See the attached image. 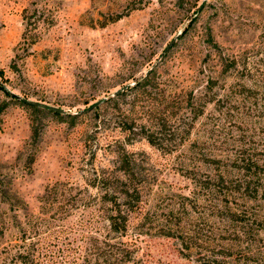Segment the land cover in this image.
Returning <instances> with one entry per match:
<instances>
[{
	"label": "rangeland",
	"instance_id": "rangeland-1",
	"mask_svg": "<svg viewBox=\"0 0 264 264\" xmlns=\"http://www.w3.org/2000/svg\"><path fill=\"white\" fill-rule=\"evenodd\" d=\"M263 64L264 0H0V264H264ZM154 65L158 146L120 130L148 99L71 125L7 94L76 113Z\"/></svg>",
	"mask_w": 264,
	"mask_h": 264
},
{
	"label": "trees",
	"instance_id": "trees-1",
	"mask_svg": "<svg viewBox=\"0 0 264 264\" xmlns=\"http://www.w3.org/2000/svg\"><path fill=\"white\" fill-rule=\"evenodd\" d=\"M23 19L25 20V30L22 34V41H28L30 37L28 33L33 27H36L37 20H31L28 7H25L23 9ZM176 39L173 42H170L171 45L161 55V58L173 46ZM35 41L38 40H34V42ZM34 42H31V44H33ZM154 68L155 65L152 68H149L142 78L138 80L135 79L132 84H123L120 88L117 89L119 91L115 90L111 96L107 98L104 97V100L99 105L88 111H83L85 108L77 111L76 113L65 111L61 113L57 111H51L24 102L22 100L15 99L11 94H7L10 96L13 103L31 109L33 112L52 113L57 116L60 121L68 122L71 125L77 124L79 119L83 116L89 113H96L102 106H108V104L110 103H112L114 107L118 108L124 101L130 107L132 106V108H135V103H137L138 99H148L149 101L144 107L146 116L143 117L142 120L137 121L129 114L123 116V113H121V115L123 116V125L120 130L126 132L127 134L137 135L138 137L145 138L151 145L158 146V137H163V135L167 133L168 120H166V118L168 119V116L165 117V113L169 105L166 103V100L164 98L160 99L159 101L156 100L155 94L157 93L159 82L157 80L156 70ZM261 70H264V64L262 65ZM0 89L3 90L4 88L0 86ZM6 105L5 102L0 104V113L5 109ZM32 130L33 138L36 139L39 135L38 130L34 126H32ZM47 194L54 196L56 192L49 191V189H47ZM113 211H115V214L113 212L107 217V219L113 230L121 231L124 228L126 217L121 215L120 209L118 207L113 208ZM92 253L94 254L93 258L83 260V262H85L84 264H137L134 260H131V257L129 255H127V251L125 248L119 247L116 244H111V242L108 241L104 242L103 245H95V250ZM28 257L29 255L23 254L22 252L18 254L19 262H22V264H27Z\"/></svg>",
	"mask_w": 264,
	"mask_h": 264
},
{
	"label": "water",
	"instance_id": "water-1",
	"mask_svg": "<svg viewBox=\"0 0 264 264\" xmlns=\"http://www.w3.org/2000/svg\"><path fill=\"white\" fill-rule=\"evenodd\" d=\"M173 41H174V40H172V42H173ZM170 45H171V43L169 44V46H170ZM169 46H168V48H169ZM168 48H166V50H167ZM166 50H165V51H166ZM120 90H121V89H120ZM117 91H119V90H117ZM117 91H116V92H117ZM20 100H22V101H24V102H27V103H30V104H33V105L38 106V107L43 108V109H47V110H51V111H57V112H61V113L64 112V110H62V109H60V108H55V107H51V106L44 105V104H39V103H37V102H32V101H28V100H23V99H20ZM103 100H104V98H101V99H99V100L93 102L90 106H88L87 108H85L83 111L91 110V109L94 108L95 106L99 105Z\"/></svg>",
	"mask_w": 264,
	"mask_h": 264
}]
</instances>
